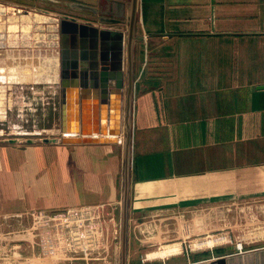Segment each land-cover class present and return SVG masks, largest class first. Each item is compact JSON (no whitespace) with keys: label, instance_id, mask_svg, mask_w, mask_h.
<instances>
[{"label":"crops","instance_id":"crops-1","mask_svg":"<svg viewBox=\"0 0 264 264\" xmlns=\"http://www.w3.org/2000/svg\"><path fill=\"white\" fill-rule=\"evenodd\" d=\"M71 1L93 11L86 20L118 29L101 18H120L119 0ZM136 35L129 221L145 212L264 198V0H139ZM60 50L59 42L37 49V84L47 86L42 92L52 136H62ZM122 63L126 83V45ZM117 93L109 87L105 96L99 88L82 94L80 86L69 85L68 126L79 129L83 123L89 136L102 124L109 132L122 130L125 87ZM118 137L119 142L1 141L0 216L30 219L37 210V232L50 236L71 222L84 227L91 214L101 211L105 219L106 211L120 210L124 149L122 133ZM38 237L50 249L41 250L37 264H57L58 239ZM218 256L226 264H264V245L213 251L203 260Z\"/></svg>","mask_w":264,"mask_h":264},{"label":"rangeland","instance_id":"rangeland-1","mask_svg":"<svg viewBox=\"0 0 264 264\" xmlns=\"http://www.w3.org/2000/svg\"><path fill=\"white\" fill-rule=\"evenodd\" d=\"M72 2L0 0V51H5L0 52V68L7 71L11 60V68L28 67L25 72L29 76L17 79L19 72H15V80L0 82V142L15 139L11 143L23 144L30 143V138L42 142L45 136L54 137L48 132L49 116L45 114L49 102L42 91L47 86L37 84L33 76L37 75V49L59 42V17L54 13L79 15L84 20L94 16L93 11ZM124 2L121 19L126 18L129 0ZM47 16L56 19L55 28L51 20L40 19ZM117 26L126 28L123 23L112 27ZM101 215L91 214L84 227L77 222L56 227L50 236L49 232H37L41 229L37 226V210L29 213L30 219L1 215L0 264H37L41 250L50 249V244L37 236L58 239L54 246L57 264H120L121 209L106 211L105 219ZM104 221L105 225H101ZM129 224L128 264L201 261L213 251L242 252L264 245V198L205 204L190 210L145 212L133 216Z\"/></svg>","mask_w":264,"mask_h":264},{"label":"water","instance_id":"water-1","mask_svg":"<svg viewBox=\"0 0 264 264\" xmlns=\"http://www.w3.org/2000/svg\"><path fill=\"white\" fill-rule=\"evenodd\" d=\"M139 0H129L127 15L121 18H101V21L126 24L125 30L110 29L100 27L99 24L78 18L74 15L65 13H54L59 17V45L61 60V121L58 134L62 136L42 138V142H119L118 135L122 133L124 157H123V190L121 202V254L120 264H128V236H129V193H130V166H131V107L133 100L134 86V64L133 50L135 42L138 40L136 35V21ZM118 11L125 8V2L119 0L116 3ZM38 10L50 14L51 11L38 8ZM53 13V12H52ZM119 15V12H114ZM126 45L127 51V81L124 82L122 69L123 53ZM70 71V72H69ZM90 73V79L88 78ZM71 74L72 80H67ZM80 86L81 92L94 89L97 93L98 88L101 94L107 93L109 87H115L117 94H123L125 87V114L123 116V128H112L107 131L103 124L94 129V134L85 129L83 123L78 129L69 127L65 116L67 103V87ZM97 132L101 135L98 136ZM79 133L84 136H71ZM87 135V136H86ZM15 142V139H9ZM28 142H34L28 139ZM192 264H226L225 256H218L209 260H203Z\"/></svg>","mask_w":264,"mask_h":264},{"label":"bare ground","instance_id":"bare-ground-1","mask_svg":"<svg viewBox=\"0 0 264 264\" xmlns=\"http://www.w3.org/2000/svg\"><path fill=\"white\" fill-rule=\"evenodd\" d=\"M38 18H40V17H38ZM41 20L42 19H46L47 21H50L51 20V22L52 23H54V28H55V26H56V24H57V21H56V19H54V18H52V17H41L40 18ZM39 19V20H40ZM54 20V21H53ZM39 22V21H38ZM52 29V28H51ZM110 29H113V28H110ZM1 55V54H0ZM55 59V58H54ZM11 60H9V62H7V64H9V67L7 68V71L5 70V68H0V82H5L6 80L7 81H9V80H15L16 79V77H15V72H19V76H18V78L17 79H19V77L21 78V80H23V79H25L26 77H29V76H26L27 74V71L25 72V70H26V68H28V67H23V68H21V66L19 67V68H21L20 70H17L18 68H11V62H10ZM51 62H52V60H51ZM55 62V61H54ZM0 64H3V62H2V60L0 61ZM55 68V67H54ZM9 72H11V73H9ZM46 72V71H45ZM55 73V72H54ZM38 74H39V72H38ZM28 75H30V74H28ZM33 76V75H32ZM56 77V76H55ZM32 78V77H31ZM33 79H37V75L36 76H33ZM42 79V78H41ZM55 80V79H54ZM18 81V80H17ZM209 243H213V240H210L209 241ZM162 253V252H161Z\"/></svg>","mask_w":264,"mask_h":264}]
</instances>
